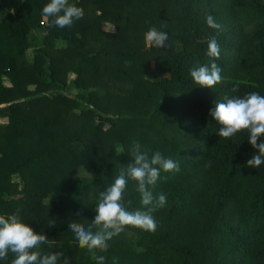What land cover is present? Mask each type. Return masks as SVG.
<instances>
[{
	"label": "trees",
	"instance_id": "1",
	"mask_svg": "<svg viewBox=\"0 0 264 264\" xmlns=\"http://www.w3.org/2000/svg\"><path fill=\"white\" fill-rule=\"evenodd\" d=\"M47 2L0 0V213L19 210L60 264H264V165L247 164L258 150L246 130L220 137L210 115L225 97L264 95V0H70L84 16L64 28ZM152 27L166 47L146 42ZM212 62L215 90L194 84L190 70ZM133 141L180 165L153 189L167 195L156 230L129 225L104 251L78 247L69 224H92ZM124 199L141 207L135 181Z\"/></svg>",
	"mask_w": 264,
	"mask_h": 264
},
{
	"label": "clouds",
	"instance_id": "2",
	"mask_svg": "<svg viewBox=\"0 0 264 264\" xmlns=\"http://www.w3.org/2000/svg\"><path fill=\"white\" fill-rule=\"evenodd\" d=\"M42 13L46 18H54V26L64 28L82 19L84 9L70 0H48ZM206 22L211 28L221 27L211 15L207 17ZM145 40L153 47L164 48L167 46L168 34L152 27L145 33ZM207 54L215 58L220 56V46L215 38L208 40ZM221 71L217 63H205L192 68L190 76L194 84L215 90V86L222 80ZM210 115L221 125L218 130L220 137L234 138L246 130L248 142L258 150L247 164L256 169L264 165V95L251 92L243 96L225 97L215 101ZM116 152L121 153L124 150L116 149ZM128 153L133 158L132 161L121 169L119 175L104 191L99 192L92 224L88 227L79 223L69 224L78 247L89 251H104L108 247L107 242L129 225L144 231L156 230L157 221L153 213L166 205L167 195L163 192L154 194L153 189L162 178V172H178L180 165L160 151L150 154L149 150H142L138 141L132 142ZM129 180L135 181L136 190L140 194L141 207L133 210L128 207L130 201L126 203L124 199ZM24 218L19 210L0 213V264H5L9 253L14 255L11 264H60L63 254L56 251L42 252L41 246L46 244L49 238ZM93 259L96 264H106V257L103 255H93ZM64 264H68L67 260Z\"/></svg>",
	"mask_w": 264,
	"mask_h": 264
},
{
	"label": "rangeland",
	"instance_id": "3",
	"mask_svg": "<svg viewBox=\"0 0 264 264\" xmlns=\"http://www.w3.org/2000/svg\"><path fill=\"white\" fill-rule=\"evenodd\" d=\"M45 20H46V18H45ZM26 55H27V59H28V60H31V58H32V49H28ZM149 74H150L149 77H151V78H158V77L164 75V74H162V73H159V72H157V71H154L153 66H152V71H151ZM72 77H73V75H70L69 78H72ZM3 82H4V83H3L4 85H10V81L7 80V79H3ZM17 179H18V178H17L16 176L13 177V180H17ZM57 196H58V193H55V194L53 195L52 198H49V200H51V199H56Z\"/></svg>",
	"mask_w": 264,
	"mask_h": 264
},
{
	"label": "crops",
	"instance_id": "4",
	"mask_svg": "<svg viewBox=\"0 0 264 264\" xmlns=\"http://www.w3.org/2000/svg\"><path fill=\"white\" fill-rule=\"evenodd\" d=\"M47 20V19H46ZM45 20V17H44V21H46ZM3 79H7V78H5V77H3ZM3 79H2V81H3ZM8 80V79H7ZM4 83V82H3ZM5 86H9V85H5Z\"/></svg>",
	"mask_w": 264,
	"mask_h": 264
}]
</instances>
